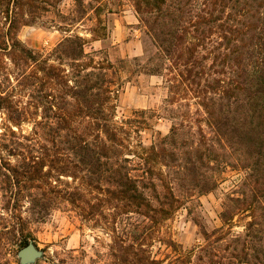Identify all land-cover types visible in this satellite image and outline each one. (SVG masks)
<instances>
[{
	"label": "trees",
	"instance_id": "1",
	"mask_svg": "<svg viewBox=\"0 0 264 264\" xmlns=\"http://www.w3.org/2000/svg\"><path fill=\"white\" fill-rule=\"evenodd\" d=\"M71 1L65 13L63 0H0V254L60 211L94 245L53 264H264V0H129L153 46L132 72L166 89L158 115L170 128L148 146L139 132L154 111L116 121L119 71L70 33L103 0ZM49 13L63 37L42 55L18 33ZM227 168L243 177L207 230L199 198ZM181 208L200 227L189 249L158 235ZM155 241L169 254L154 256Z\"/></svg>",
	"mask_w": 264,
	"mask_h": 264
},
{
	"label": "rangeland",
	"instance_id": "2",
	"mask_svg": "<svg viewBox=\"0 0 264 264\" xmlns=\"http://www.w3.org/2000/svg\"><path fill=\"white\" fill-rule=\"evenodd\" d=\"M88 1L83 0L84 3ZM103 3L98 18L85 19L72 27L70 33L78 34L85 39L86 53L104 51L108 60L119 71L117 76L120 77V86L115 87L117 89L116 121L134 118V111H154L155 117L139 132L141 144L148 146L155 136L167 134L170 128V121L158 115L159 107L166 95L163 79L159 76L132 72L134 58H142L153 49V46L145 29L139 25L129 0H117L113 5L112 0H103ZM60 9L65 13L74 11V3L71 0H63ZM54 19L49 13L36 20L31 26L22 27L18 39L25 46L46 55L63 37V33L58 31L56 23L53 22ZM111 79L117 81L116 75L113 74ZM21 128L24 133L30 130L28 124H23ZM242 177L243 173L240 170L227 168L221 175L218 187L199 198V207L195 211L199 225L207 230L220 225L218 213L224 195L230 192ZM198 224L187 215L185 209L181 208L162 225L158 235L162 238L169 237L183 249H189L201 241ZM29 234L28 241H33L42 252L41 257L34 264L56 263L58 259L64 258L66 252L80 247L89 257L95 235L79 221L60 211L51 212L42 223L31 224ZM19 249L13 248L14 251L6 256L0 254V264H19L17 257ZM152 252L154 256L162 258L170 251L155 241ZM88 257L84 260L86 264Z\"/></svg>",
	"mask_w": 264,
	"mask_h": 264
},
{
	"label": "water",
	"instance_id": "3",
	"mask_svg": "<svg viewBox=\"0 0 264 264\" xmlns=\"http://www.w3.org/2000/svg\"><path fill=\"white\" fill-rule=\"evenodd\" d=\"M42 255V252L34 245L33 241H28L24 247L17 251L19 264H34Z\"/></svg>",
	"mask_w": 264,
	"mask_h": 264
}]
</instances>
